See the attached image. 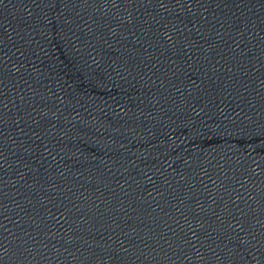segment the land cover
I'll use <instances>...</instances> for the list:
<instances>
[{"label":"water","instance_id":"water-1","mask_svg":"<svg viewBox=\"0 0 264 264\" xmlns=\"http://www.w3.org/2000/svg\"><path fill=\"white\" fill-rule=\"evenodd\" d=\"M0 264H264V0H0Z\"/></svg>","mask_w":264,"mask_h":264}]
</instances>
